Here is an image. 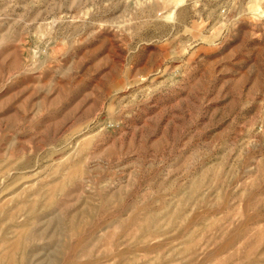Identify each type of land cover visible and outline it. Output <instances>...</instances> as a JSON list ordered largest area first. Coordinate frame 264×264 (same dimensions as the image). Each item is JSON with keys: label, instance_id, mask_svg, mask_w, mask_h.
Here are the masks:
<instances>
[{"label": "rangeland", "instance_id": "obj_1", "mask_svg": "<svg viewBox=\"0 0 264 264\" xmlns=\"http://www.w3.org/2000/svg\"><path fill=\"white\" fill-rule=\"evenodd\" d=\"M0 264H264V0H0Z\"/></svg>", "mask_w": 264, "mask_h": 264}]
</instances>
